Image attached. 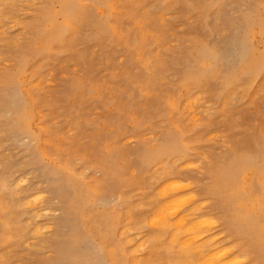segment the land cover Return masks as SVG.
Here are the masks:
<instances>
[{
	"label": "rangeland",
	"instance_id": "rangeland-1",
	"mask_svg": "<svg viewBox=\"0 0 264 264\" xmlns=\"http://www.w3.org/2000/svg\"><path fill=\"white\" fill-rule=\"evenodd\" d=\"M172 178L264 264L234 193L264 192V0H0V264H176Z\"/></svg>",
	"mask_w": 264,
	"mask_h": 264
},
{
	"label": "bare ground",
	"instance_id": "bare-ground-1",
	"mask_svg": "<svg viewBox=\"0 0 264 264\" xmlns=\"http://www.w3.org/2000/svg\"><path fill=\"white\" fill-rule=\"evenodd\" d=\"M193 117L194 116H192V118H190V119H192V122H193ZM195 118H197V117H194V122L198 119L197 118L195 120ZM232 175H233V173L228 172V171L225 173V171H224V173H222V180L224 181V183L227 182L230 185L235 184L234 181H235L236 177H234ZM172 179H173L172 181H169V184H167V182H166V185H164L165 184L164 183L162 186H160V187L167 186V187H163V188H165L163 192L167 195L166 197L170 198V200L168 199L169 202L166 201L165 204H162V206H160L159 208L157 207L158 210H155L153 212V216H151L152 219L149 218V220H147V219L146 220L148 221V223L151 221V224L150 225L156 226L157 229L163 230V232L160 231V233H164V231H168V233L169 232L171 233L170 234L171 235V239L169 238V241L172 244L177 245V248L180 251L178 253L180 255H177L175 263L176 264H242V263H244V260H246V259H242L239 255L233 254V253L238 252V251L236 249L232 248V247L230 248V246H233V243H235V242L230 243V246L228 245L229 247H226L227 245L226 246L225 245L224 246H212L213 245V240H215V239H211V238H213V235L214 234L213 235L211 234L212 237L209 239V236L206 233H208L210 231L209 228H211V230H213L215 228V224L213 222V219L211 220V217L209 216V218H210V220H209L207 216H205V217L203 216L204 219L202 217V218H200L198 220L197 216H194V212H195L196 208L198 207L199 209H202V205L201 206L200 205L198 206V204L197 205L195 204L196 205V208L194 207L195 205H192V208H191V206L189 207L191 209L188 208L189 210L188 209L187 210L186 209L185 210H182V214L181 213H180L181 215L179 214V211H180L181 207L185 203L186 204H188V203L189 204H192V202L195 200V197L193 195H191V196L189 195L190 196L189 197L186 194V192L189 189H191L190 188L191 185L189 184V182L186 183L182 179H179V178L178 179L177 178H172ZM20 180H23V178L22 179L19 178V181L18 182H20ZM170 182H172V183H170ZM15 186L17 187V188H15L16 190L18 188L20 189V186H18V183H16ZM11 188H13V187L11 186ZM160 193L161 192L158 193L159 194V197H161V194ZM234 193H236L237 197L240 198V202H242V205H243V206H241V205L235 206L236 207V210L238 212V215H237V223L239 225H251L250 226V229H252L253 232H254V238L256 240H258V242L261 243L262 248L264 249V192H263L262 196H260V197L253 198L251 195H250V197H247L246 195H244L242 193V191L240 190V188H237L236 187ZM188 194H191V192H189ZM38 195L41 196V194H38ZM38 195H37V197H38V199H40V197ZM34 196H36V195H34ZM34 196H32V197L35 200V197ZM163 196H165V195H162V197ZM37 197H36V200H37ZM30 199H32V198L30 197ZM227 199L230 201V198L229 197ZM28 200L29 199L27 198L26 201H28ZM32 202H33V200H32ZM39 202H40V200H39ZM33 203L31 205H35L36 202H33ZM155 203L153 202L152 204H155ZM22 204L24 205V203H22ZM37 205H38V203H37ZM42 212H44V211H42ZM42 212H40V210L38 211V213L43 214ZM197 212H196V214H198ZM257 212H259L260 217L257 214ZM33 214H35V212H33L32 215ZM44 214L47 216L46 211L44 212ZM32 215H31V217H35L36 216V215L35 216H32ZM125 215H127V212L125 213ZM202 215H204V214H202ZM202 215H200V217ZM39 216H41V215H39ZM127 216H126V218H127V220H129L130 219V215H129V217H127ZM193 216H194V218H193ZM195 217L197 218V220H196ZM131 218H132V216H131ZM36 219H38V217H36ZM34 220H29V221L35 222ZM127 222H128L127 223L128 226L125 227L126 228V232H127V230L130 231L131 227L129 225L131 224L132 221L130 219ZM146 223L147 222H145V224ZM136 225H138V224H136ZM39 226H41L42 228L41 227H38V225H37L36 228L33 229L34 230L33 233H36L35 232V229L37 231L39 230L41 232V234L44 233V231H43L44 226H42V223L39 224ZM211 226H213V227H211ZM49 227H51V226H48V228ZM45 228H46L45 230L48 229L47 228V225L45 226ZM207 228L209 230H207ZM205 230H207L208 232L205 231ZM39 231H38V233L36 235H39ZM157 231H159V230H157ZM120 232H121L120 233L121 236H119L120 235L119 233H118L119 234L118 236L119 237H122V239L124 241V242H122V241L121 242L125 246H128V247L131 246L133 244V239L131 240L132 237H130L129 239L126 238V236H125V229H124V231L123 230H120ZM128 233H130V232H128ZM155 233H153L154 235H151V236H155L156 239L157 238L159 239L160 237H158V236H160V235H158V234H160V233H157V235ZM147 234L150 235V233H147ZM147 234H145V237H148L149 236V235L146 236ZM166 234H163V235H166ZM134 237L136 239V235H134ZM135 239H134V241H135ZM138 239H140V241H141V238L140 237ZM143 239H142V241H143ZM145 239H147V238H145ZM144 241L146 242V240H144ZM142 243H144V242H142ZM146 244H147V242H146ZM170 244H168V245L170 246ZM102 246H103V244H102ZM137 246H139V243H137ZM145 246H147V245H145ZM140 247H141V243H140ZM173 247L175 248L174 250H177L175 246H173ZM133 248L134 247H132V249ZM137 248L139 249V247H137ZM129 249H131V248H129ZM134 250L133 251L126 250V251L132 252L131 253V256H133V255H135L137 253V250L136 251H134ZM140 250H141V248L139 249V251ZM128 252H126V253H128ZM70 253L71 254H70L69 257H71L72 259L74 257L76 258L78 256V253L74 249H72V251ZM175 253H176V251H175ZM128 254L130 255V253H128ZM148 254H146V255H148ZM151 255H153V254H151ZM151 255H148V256H151ZM234 255H236V256L233 257ZM132 259L133 260H132V263L131 264H145L143 262V259H141V258H139V259L132 258Z\"/></svg>",
	"mask_w": 264,
	"mask_h": 264
}]
</instances>
